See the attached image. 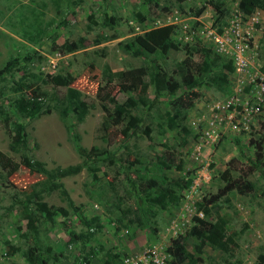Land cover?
<instances>
[{"label": "rangeland", "instance_id": "1", "mask_svg": "<svg viewBox=\"0 0 264 264\" xmlns=\"http://www.w3.org/2000/svg\"><path fill=\"white\" fill-rule=\"evenodd\" d=\"M211 1L216 0H0V69L9 60L32 56L30 81L48 95L38 118L23 119L8 108L18 96L12 93V78L0 84V109L12 122L25 125L29 145L25 152H13L0 117V153L17 164L13 173L0 169V264H29L26 254L34 246L52 248L59 261L49 258L48 264H102L109 252L119 264H170V249L179 235L187 236V251L201 258L197 264H257L264 257V10L246 16L239 9L241 0H217L225 11L217 20ZM165 26L172 27L176 47L165 56L133 57L123 49L134 36ZM53 39L57 45L78 42L80 47L61 54L53 51ZM204 51L216 59L214 73L225 75L228 88L200 85L199 97L176 129L163 122L166 114H174L170 102L182 91L156 99L148 77L127 82L137 85L134 92H122L116 80L110 87L118 104L128 99L136 103L130 112L140 120L136 129L125 130L127 120L113 125L112 110L101 108L96 92L104 70L126 71L154 59L175 78L178 63L198 62ZM46 74L73 77L72 87L88 106L82 122L71 112L65 120L60 117L66 88L44 84ZM21 75L15 74V80ZM141 98L149 106H142ZM91 148L105 153L92 165L95 176L84 167L62 180L81 211L69 210L56 192L44 195L56 216L53 223L41 219L34 238L15 197L23 199L44 177L23 162L34 159L48 170L65 168L84 163L81 151ZM161 156L181 161V169L157 170ZM138 173L189 182L184 189L171 187L167 209L154 208L150 231L124 214L136 209L148 191L147 180ZM61 209L67 217L60 215ZM83 216L99 217L102 229L86 242H71L68 231L82 233ZM196 216L223 220L224 240L211 247L190 236Z\"/></svg>", "mask_w": 264, "mask_h": 264}, {"label": "trees", "instance_id": "2", "mask_svg": "<svg viewBox=\"0 0 264 264\" xmlns=\"http://www.w3.org/2000/svg\"><path fill=\"white\" fill-rule=\"evenodd\" d=\"M176 1L182 3L185 0ZM209 4L217 15V20H221L225 16V11L221 3L216 0L211 1ZM239 9L244 15L250 16L256 9L264 10V0H241L239 2ZM141 21H144L142 17ZM172 33L173 30L171 26L153 29L143 35H136L130 41L123 43V49L129 52L133 57L142 55L146 57H163L169 50L176 48L171 39ZM79 44L78 42H70L57 45L56 39L52 40L53 51L61 54L77 51L80 47ZM32 59V56L27 55L22 58H14L7 61L0 69V84L10 76L13 80L11 87L12 93L18 95L12 99L8 108L20 118L28 120L36 119L42 114L48 96L46 92L41 90L38 84L35 85L30 81L31 75L27 67L32 62ZM199 60L198 62L185 60L178 63L174 71L175 78L163 71L160 66L154 62V59L148 60L149 63L146 66L126 71L111 73L106 69L102 75L103 84L98 87L96 97L104 112H109L110 109L112 110V112H110V119L113 125H120L127 120L128 126L125 130H134L140 123L137 117L130 115L136 103L128 99L125 103L118 104L114 98L111 97L110 87L115 80L119 81L118 87L122 92H134L137 89V85L127 84V82L148 77V83L153 87L154 97L156 99L164 95H175L178 90H181L182 95L170 102L172 108L175 110L174 114L171 116L166 114L164 116L163 126H166L169 130H174L177 128L179 121L182 122L185 120L184 111L191 108L194 100L199 97L198 89L200 85L204 82H208L211 86L222 89L225 88V90L228 88L225 75L223 73H214L217 62L209 51L201 53ZM227 69L230 70L231 68L227 66ZM20 72L22 75L15 80V74ZM42 81L44 84H50L55 88H66L65 103L58 107L59 115L63 120L68 117L69 112L74 114L77 122H82L84 120L88 112V106L81 99L80 92L72 87L74 79L71 75L46 74ZM26 92H29V96H26ZM140 104H142V106H149V101L141 98ZM0 117L2 118L4 127L10 133L11 150L13 152L27 151L29 145L25 125L21 122H12L9 118V114L4 112L3 109H0ZM181 129L183 132H187L184 126H182ZM104 154L105 153L102 151H97L93 148L90 150H82L81 157L84 159V163L65 168L57 166L51 170L46 169L44 163L38 160L29 159L23 162V166L29 171L44 177V180L23 199L18 196L15 197L17 201L16 204L21 206L23 218L27 221V229L34 238L38 235V224L40 220L44 219L46 222L53 223L54 217L56 216L55 212H51L47 203L43 200L44 195H50L54 192L58 193L66 202L69 210L78 214L81 210L74 205L62 180L79 174L84 167L87 168L92 176H95L96 171L92 165L97 162L98 157ZM109 161L111 162L112 159L109 158ZM181 164V161L180 163H176L174 158L168 159L161 156L158 157V167L155 166L157 170H167L173 167L180 170ZM0 169L6 170L8 173H13L17 169V164L11 162L0 153ZM138 176L143 180H147L148 191L146 193L143 192V202H137L136 209H127L124 211V214L125 217L127 215H132L134 217L132 224L141 223L145 229L150 231L151 227L149 222L156 216L154 208L161 210L167 209L168 205L172 202L171 187L177 188L178 190L184 189L189 185V182L170 181L163 173L152 179H147L145 176L141 177L139 173ZM163 184L165 186H162ZM204 214L205 216H209L207 210L204 211ZM60 215L62 217H67L68 212L61 209ZM193 220L195 225L190 232V236H193L196 240H205L211 247H214L221 243L226 237V224L223 220L218 219L212 222L206 218L197 216L194 217ZM80 221L83 226L82 233L75 235L72 231H68L69 240L71 242L79 239H83V241L86 242L92 239L95 234L102 229L99 217L87 219L83 216L80 218ZM186 240L187 236L181 235L174 240L170 249V264H197L201 261L200 257L187 251L185 247ZM195 248L197 254H201V248L199 246ZM42 251H44L43 255L41 254ZM117 257L116 254L110 252L106 253L102 264H119V262L115 261ZM49 258L54 262L59 261L58 256L52 251L51 247L40 249L34 246L30 248L26 254V259L29 264H48ZM257 264H264V257H261Z\"/></svg>", "mask_w": 264, "mask_h": 264}]
</instances>
